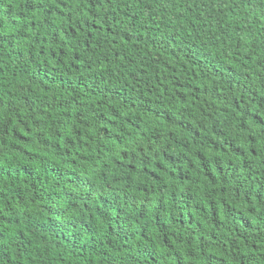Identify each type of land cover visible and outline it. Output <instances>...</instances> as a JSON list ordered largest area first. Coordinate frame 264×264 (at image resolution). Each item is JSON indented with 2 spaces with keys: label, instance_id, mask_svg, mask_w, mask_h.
Here are the masks:
<instances>
[{
  "label": "trees",
  "instance_id": "trees-1",
  "mask_svg": "<svg viewBox=\"0 0 264 264\" xmlns=\"http://www.w3.org/2000/svg\"><path fill=\"white\" fill-rule=\"evenodd\" d=\"M0 264H264V0H0Z\"/></svg>",
  "mask_w": 264,
  "mask_h": 264
}]
</instances>
